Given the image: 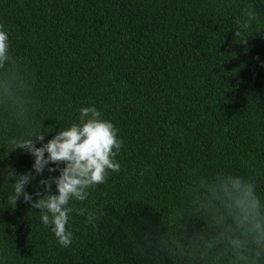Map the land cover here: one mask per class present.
<instances>
[{
	"label": "trees",
	"instance_id": "obj_1",
	"mask_svg": "<svg viewBox=\"0 0 264 264\" xmlns=\"http://www.w3.org/2000/svg\"><path fill=\"white\" fill-rule=\"evenodd\" d=\"M250 6L258 22L235 37ZM0 24L14 58L0 68V264H172L150 260L146 234L201 226L205 180L244 177L264 200V0H0ZM90 106L119 129L121 171L74 202L98 219L73 212L63 248L39 210L7 203V167L34 163L9 139L35 126L47 142Z\"/></svg>",
	"mask_w": 264,
	"mask_h": 264
},
{
	"label": "clouds",
	"instance_id": "obj_2",
	"mask_svg": "<svg viewBox=\"0 0 264 264\" xmlns=\"http://www.w3.org/2000/svg\"><path fill=\"white\" fill-rule=\"evenodd\" d=\"M244 17L236 21L235 37L243 38L253 22H258L251 6ZM247 41L242 39L241 43ZM9 62H14L9 33L0 24V68ZM46 136L32 126L9 139L12 152L22 150L34 163L32 170L23 174L11 165L7 167V177H16L7 203L16 207L22 197L31 209L39 210L41 222L51 227L58 244L68 248L73 243L68 227L73 212L86 216L89 224L98 219L96 213L76 208L74 202L85 201L90 189L106 184L110 173L121 171L117 156L124 140L115 124L103 119L94 106L82 107L79 121L60 128L47 142ZM57 172L59 175H53ZM36 176L42 177V188L34 199L26 188ZM205 185L208 194L194 202L192 214L202 221L201 226H192L191 219L184 224L163 222L146 234L145 250L150 260L159 262L167 256L172 264H264V200L257 194L255 182L229 174L215 176L212 183L205 180L201 186Z\"/></svg>",
	"mask_w": 264,
	"mask_h": 264
}]
</instances>
